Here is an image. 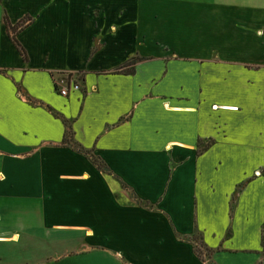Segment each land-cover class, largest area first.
Masks as SVG:
<instances>
[{"label":"crops","instance_id":"obj_1","mask_svg":"<svg viewBox=\"0 0 264 264\" xmlns=\"http://www.w3.org/2000/svg\"><path fill=\"white\" fill-rule=\"evenodd\" d=\"M3 2L0 264H264V0Z\"/></svg>","mask_w":264,"mask_h":264},{"label":"rangeland","instance_id":"obj_2","mask_svg":"<svg viewBox=\"0 0 264 264\" xmlns=\"http://www.w3.org/2000/svg\"><path fill=\"white\" fill-rule=\"evenodd\" d=\"M8 2H10L12 5V9L10 8V12H12V14L17 13L16 7L14 5V2H16V0H8ZM7 2V3H8ZM5 4L4 2H2L0 4V16L2 15L3 11L6 10L8 13V10L5 9ZM146 23H150L153 24V18H151L149 21H146ZM150 27L151 26H144L143 28L145 29V31H149L150 32ZM138 28V27H137ZM136 28V29H137ZM27 38V37H26ZM139 42H141V40L138 39ZM27 42L29 43L28 39ZM52 43H50V45H48L50 48H52ZM51 62H53L54 64H58L61 61V56L59 53H54L51 57ZM81 76L79 73H75V74H63V75H57L54 74L53 75V79L54 82L57 85L58 90H60V86H62L61 84V80L63 79L65 82L74 79V82L78 85L81 86ZM61 84V85H60ZM68 144L72 145L73 141L71 139V137L68 138L67 140ZM190 242L194 245V248H196V251L200 254V257L203 258L206 255H209L208 252H206V250L204 249V247L201 245V239L200 236L197 234H194L191 238H190ZM5 253V252H3ZM45 252H41V251H34L32 257L38 259L41 254H44ZM216 259L219 260L220 263H226V264H253V258L251 255H247V254H228V253H222L220 255H218V258L216 257ZM215 259V260H216Z\"/></svg>","mask_w":264,"mask_h":264},{"label":"trees","instance_id":"obj_3","mask_svg":"<svg viewBox=\"0 0 264 264\" xmlns=\"http://www.w3.org/2000/svg\"><path fill=\"white\" fill-rule=\"evenodd\" d=\"M3 2V0H0V4ZM3 22H4V27L6 30V34L10 40V42L13 44V46L16 48L20 56L24 61L28 60L27 54L24 50V48L20 45V43L17 40V35L22 32L27 26H29L32 23V18L30 16H25L22 18L19 22L16 24H12L7 16V14L4 15L3 17ZM137 60L133 59L124 64L123 66L119 67L117 70H115V73L119 74H126V75H132L134 73V66L136 64ZM55 89H57V85L55 84ZM63 123L65 124L67 131L65 134L64 138V144H68L67 140L69 137L73 140V132L71 125L68 123L67 120H63ZM207 146H205L202 150H198V153L200 154L204 149H206ZM78 151H81L78 149ZM86 156L90 157L92 163L98 168V169H103V165L88 151L83 152ZM200 236V235H199ZM201 239V245L203 246L202 243V238ZM194 253L200 257V254L196 251V248H194ZM201 258V257H200Z\"/></svg>","mask_w":264,"mask_h":264},{"label":"built area","instance_id":"obj_4","mask_svg":"<svg viewBox=\"0 0 264 264\" xmlns=\"http://www.w3.org/2000/svg\"><path fill=\"white\" fill-rule=\"evenodd\" d=\"M80 87L77 84H69L65 89L58 90V94L61 96H67L70 90H79Z\"/></svg>","mask_w":264,"mask_h":264}]
</instances>
